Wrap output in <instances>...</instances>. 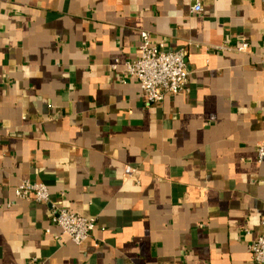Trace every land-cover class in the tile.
<instances>
[{
    "label": "crops",
    "instance_id": "crops-1",
    "mask_svg": "<svg viewBox=\"0 0 264 264\" xmlns=\"http://www.w3.org/2000/svg\"><path fill=\"white\" fill-rule=\"evenodd\" d=\"M202 2L0 0V264H253L264 0ZM143 31L188 50V91L142 99L125 63ZM24 180L94 217L91 237L74 243L51 203L18 198Z\"/></svg>",
    "mask_w": 264,
    "mask_h": 264
},
{
    "label": "built area",
    "instance_id": "built-area-1",
    "mask_svg": "<svg viewBox=\"0 0 264 264\" xmlns=\"http://www.w3.org/2000/svg\"><path fill=\"white\" fill-rule=\"evenodd\" d=\"M192 12L203 10L202 0H192ZM140 54L125 63L128 77L137 81L141 87V97L146 103H162L167 95H177L188 91L191 71L187 63L188 50H172L163 42H153L147 31L141 33ZM238 51H247L248 44L236 47ZM117 65H114L116 68ZM260 159L264 157V147L259 148ZM127 176H133L137 169L126 167ZM20 199L51 203V225L61 229L74 243L88 240L96 227V219L72 212L52 202L48 186L43 182L24 180L15 189ZM264 224V221H263ZM248 232V231H246ZM253 264H264V233L249 246Z\"/></svg>",
    "mask_w": 264,
    "mask_h": 264
}]
</instances>
